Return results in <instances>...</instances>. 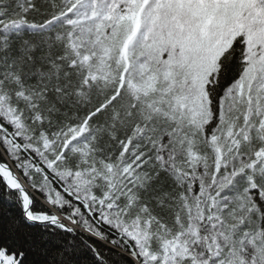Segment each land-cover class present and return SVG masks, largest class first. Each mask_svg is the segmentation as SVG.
Wrapping results in <instances>:
<instances>
[{
  "label": "snow or ice",
  "instance_id": "snow-or-ice-1",
  "mask_svg": "<svg viewBox=\"0 0 264 264\" xmlns=\"http://www.w3.org/2000/svg\"><path fill=\"white\" fill-rule=\"evenodd\" d=\"M0 264H264V0H0Z\"/></svg>",
  "mask_w": 264,
  "mask_h": 264
}]
</instances>
